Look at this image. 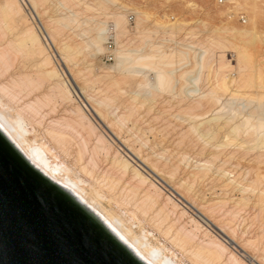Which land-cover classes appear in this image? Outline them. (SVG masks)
<instances>
[{
	"label": "bare ground",
	"instance_id": "obj_1",
	"mask_svg": "<svg viewBox=\"0 0 264 264\" xmlns=\"http://www.w3.org/2000/svg\"><path fill=\"white\" fill-rule=\"evenodd\" d=\"M44 1L46 4V1L48 0H0V134L33 169H35L48 181L67 193L78 205H80L81 208H83L91 217H93V219H95V221H97L104 229H106L108 233H110V235H112L115 240H117L125 249H127V251L141 264H187L183 260L177 259L176 254H174L172 250L168 249L169 247H165V243H168L170 247H173L174 249H176V251L179 250L178 253H182L183 257H186V261L189 263L191 262V264H248L247 262H251L252 264H264V249L253 248L254 245L256 246V242L258 240L256 238H253L252 240H250L251 238L246 240H244L245 238L239 239V237L236 235V230L233 228V226H231V224L233 225V223H235V220L232 219H234V217L236 216L239 217L238 212L243 211L241 207L244 204L245 206H247V203H249V201L245 202L246 200L245 197H243L244 195H241V192H246V190V194L250 190L252 191L251 193H253V191L256 192V194H254L253 196V202L256 201L255 203H257L258 205L256 204L255 207L257 206L258 213L260 209V211L263 212H260V215L262 216V218L264 216V186H262L263 189L260 187V190H262L263 192H260V190L258 189L256 190V188H259L257 186L264 185V182L260 181L259 179L262 175L258 176L259 178L256 177V175L258 174L257 172L260 170V166L258 168L257 165H262L263 167L261 168H264V165L262 164L264 163V108L261 109L262 107L260 104L261 102L263 104L264 101V91L262 93H257L255 97H253L254 95L248 96L251 94L248 93V98L253 97L252 99L254 101V104L256 103L257 105L255 104L256 106H253L254 108L251 106L253 109L248 110V112L240 113V110H237L238 108L233 107V102L237 98L240 99L241 96H244V94L241 93V95V90H237L236 88L229 87L227 85L228 81L230 83L234 82L233 84H240L241 76H245L247 67H250L252 71V68L254 67L255 70H257V72L254 71L257 75V73L259 72L257 69V61L258 59H263L264 61V56L262 54L261 55L263 58L261 57V59L259 57L257 59L255 56L258 54L257 52H259L260 49L261 51H263L264 49V43L262 46L260 45L261 47L258 45L262 42L260 43L258 41L259 37L255 33L257 32L255 29V21L251 18L250 26H248L249 28L244 29L245 31L239 33L242 34V38L244 39V42L242 43L244 45L241 44L240 46H236V44H233V46L228 47L232 52H234L235 55L236 65L234 64V66L231 65L224 56V49H227V47L225 46L226 44L223 46V44L219 40V42L217 40H209V42H207L208 45L205 46H198L196 43V48L191 44L190 40H186V45L184 46V48L192 50L191 61H193V68L191 66L190 67L194 71L189 67L190 70L181 71L182 73L179 72V77L181 80L185 81L187 75H189L191 72L192 79L193 72H195V69H197V77H194L192 80L203 82V84L201 85L200 83H198L199 88L194 90L188 89L190 91L186 92V90V94H184L185 92H183L182 87H179L178 89L173 87L175 81L179 82V80L177 79L179 77L175 76L174 72L176 71H174V69L177 70V68H180L179 66L185 64L184 62L187 59L186 56L189 55H187L188 53L186 52V50H183V48L180 47L181 49H179L178 44H180L182 41L178 43L177 41L179 40L173 37V35L175 36L176 34H173L172 31L168 32V36L164 34L163 37H165L166 35L168 38L170 35H172L169 38L173 37L172 39L176 40H174L175 43L173 42V44H178L175 47H173L174 45L171 47H168L167 45L168 48L166 47V49H164V46L162 47V44L159 43V41L162 42L163 37L162 39L158 37L159 39H161L158 40V42L148 40L151 38V36H153L152 33H154V31L151 32V30L149 31L147 28L137 29L135 27H132L135 30H133L135 38L138 39L140 37L139 39L141 43H138L139 40L136 39V45L134 43V36L132 37V34H129L130 29H127L128 23L126 22V16L120 11H113L109 13L106 12L102 14L103 16L101 14L96 15L98 13L96 12V14L89 15V17L91 16V18L88 17L86 19L85 17V20L79 17V15H82L80 12L82 10L92 11V9L94 8L93 6L91 8L90 5L92 4L89 5L83 2L84 0H55L57 2V5H54V7H52L53 9H50L49 11H45L44 9L43 12L42 9L45 7H42V4ZM70 3H73V5L76 4V6L78 4L79 8L77 7L76 9L72 7L73 5H70V7L68 5ZM240 4L238 3L237 7H240ZM243 4L247 6L250 3L248 4L247 2V4ZM252 5L253 3L250 4L248 10L250 8L252 12L251 14H253L252 17L256 15L258 16L255 8V6L257 5ZM40 6L42 7V9L40 8ZM68 8H71L70 14H67L65 12L68 11ZM61 10H63L66 14H64ZM57 11H59L58 14H60V11L63 14H60L61 16L57 17L56 14H54L57 13ZM93 12H95V10L92 11V13ZM136 13L137 15H139V12L136 11ZM141 16H143V14H141ZM87 20L91 22V27L87 29H85L86 27L82 28V25ZM106 20H111L113 25L109 24V26L111 25V27H106ZM135 26L137 27V23ZM65 27L80 29L82 35H84L85 37V40L83 39V41L81 42L76 41L74 42V44H77L72 45L73 42L70 43L69 41L71 39L69 36V32L67 36L69 37L67 38L68 40L66 38V40H63L66 36H64L63 39L61 38L59 40L58 36L61 33L64 34L66 30ZM110 28L114 32L113 35L116 41V48L114 50V63L111 65H103L91 62L90 64H88L89 67L85 66L88 70H85V74L81 73L83 71V68L82 70H80L81 68L79 69V67L75 69V67H73V64L77 61H75L74 58L77 56L76 53L82 52V49L83 51L89 50L91 54H102L106 51L104 43L107 38V31ZM8 34L10 37L5 39L4 36L6 35L7 37ZM129 35L130 38H128ZM255 35L257 36V38ZM3 38L5 39L4 45ZM158 38L156 37L155 40H157ZM169 38L167 40H172ZM129 39L133 40L131 45H133L134 47H130L129 43L132 40ZM62 40L63 42H61ZM146 40L149 43L147 44V47L144 46L146 44ZM224 40L223 43L225 42ZM219 43L221 44L218 47L221 46L222 48L223 46L224 49L220 48L221 50L218 54H216L217 52H213L212 47L218 45ZM245 43H249L251 47L248 45L246 46ZM50 44L57 48L58 55L56 56V59L65 64L68 73L66 72V70L61 71L57 68L58 65H56L54 62V57L56 54L53 56V54L50 53ZM183 44H185V42H183ZM249 47L251 49L252 47L256 48L257 52L253 53V50L251 52V49ZM196 49L198 52L196 51ZM12 53L14 54V56L19 55L18 53H20L23 56L22 59H25V57L29 56L30 58L34 59L35 67H32L34 69L33 75H31V72H28L30 74H24L23 71L22 75L20 73H16L19 72V69L16 70V72H14L15 69L13 72H9L11 66L16 61L15 59H17H12ZM21 55L20 57L18 56V59L21 58ZM22 59L20 62H22ZM19 60L17 62H19ZM261 62L262 61H259V64H261ZM23 66L25 65L23 64ZM120 67L123 68L121 69ZM118 68L121 69L120 72L118 71ZM114 69H117L116 72L118 71V75L121 77L117 76L115 78V76L113 75L115 74L113 71ZM111 71H113V74L110 76L109 74L111 73ZM232 71L236 73V77H230ZM92 74L108 77L109 87H100L99 89H96L95 91L97 97H94L96 96L94 94L92 95L93 88H90L91 91L88 90L92 92H89L90 94H88V87H86L85 85L88 81L92 82V79H94L93 81L96 80L97 77L95 76V78H93L94 76ZM67 75H70L71 79L76 82L75 85L77 84L76 90L74 92H72V89L70 90V88L68 87L69 84L65 79ZM132 76L141 78L137 79L138 81L136 82V85H138L139 88L141 86L148 85L150 82H148V76H151L153 79H151V83H154V87L149 88L151 89V92L155 91L157 94L152 96V100H150L152 97H149L150 99L147 102V98L143 100H141L142 98H140V100L136 99L137 92H131V94H128V98L126 97L130 101H125V104L127 102L126 106L123 104L125 106V110H123L124 108H121L123 111H120L121 113L117 112L119 111L118 108L120 106L119 104L121 103L119 102L117 108L116 106H113V103L111 104V102H113L116 97L122 96L124 91L122 87H114V85L120 80H125L129 77L132 78ZM244 76L243 78L245 81L246 76ZM248 76H250L249 78H252L251 76L253 75L249 74ZM258 76L261 75L259 74ZM260 78L258 79V81H260L261 83ZM237 79H239L240 81ZM92 83V86L94 87L96 82ZM90 84L88 85L89 87ZM247 84H249L248 81ZM263 85H261L263 87H261V89H264ZM248 86L246 85V87ZM259 87L260 84L258 85V89ZM183 88L185 89V87ZM250 88L252 89V87ZM125 92L127 93V90ZM161 94H167L176 99L180 97L179 94H181V96L185 95L186 97L188 95L190 96V99L189 96L187 97V99L189 100L185 103L184 101L180 102V98L178 100L181 104L184 103L182 104V106L180 105L181 108L178 110V112L179 114L182 112V115L184 113L185 117H182L179 114L178 116L179 118L182 117L183 121L185 120V122L187 119V124L185 123L184 126L181 125L183 122L180 124V126H182L181 133L178 131L177 132L178 135L180 133L181 139L179 140L178 137L176 138L177 141H171V149L167 150L166 148V150H163L162 152L159 151L160 153L156 151V154L154 153V155H150L149 153L144 152V147L141 146L146 144H143L141 142L143 141L141 139H143L145 136L141 138V133L139 135L141 139L137 140L138 137L134 135V137L137 138L136 140L140 141L139 146L137 145L138 147H136L134 144L135 142L133 141L135 138L133 139V136L130 137V135L127 134L130 130H132L129 127L127 128V123L129 120H131V118H135V105L137 104V101L134 103L135 99L139 100V104L145 103V101L149 104L150 101H152L151 104H154L153 100L157 99L156 101H158V96H161ZM163 95L161 101H164L168 98L164 97ZM74 96L80 99V101H82V98H86L85 103H82V106L76 104L77 102L75 103V99L73 98ZM223 96L225 97L223 98ZM118 98L120 99V97ZM222 98L225 100L223 101ZM250 100L251 99L249 98L248 103H252V101L250 102ZM165 102L166 101H164V104ZM169 102L170 101H168V103ZM132 103L134 104V107L132 106ZM230 103L232 106L229 105ZM57 105H59L62 109H60L62 112L60 111L61 113H58V115L53 112L55 111L54 108ZM114 105L116 104L114 103ZM150 107L152 108V105ZM56 109H59V107ZM147 111H149V106ZM163 111L165 112L164 109ZM145 112L143 113L144 116ZM227 112L229 113L226 115ZM146 114L148 113L146 112ZM137 115L139 116V114ZM152 115L155 114L152 113ZM157 119L158 118L156 117L155 120ZM134 121L136 122L137 120L134 119ZM160 124L163 125L162 123ZM159 128L160 129H158L157 132L161 130L162 126ZM163 128H165V126H163ZM171 129L169 128L170 131ZM39 130L40 133L43 134L42 136L44 138H41L42 136L40 135ZM141 132L143 131L141 130ZM36 133H38L39 135L37 136ZM123 133L126 134L122 135ZM133 133L131 135H133ZM159 133L162 134V132ZM29 134H33L35 137L33 139H29ZM193 135H196L195 138L198 137L197 140H199L197 141V143L200 141V137L202 138V141L203 139L205 140L206 144L212 141L213 144H211L212 142H210V146L212 145L215 150H218V152L219 149H222V147H224V145H233V150H236V147L237 149L240 147H246L247 152L248 149H251L253 153L256 147L257 152L255 154H250L251 151L248 152V154H250L248 158L250 168L257 169L255 174L256 178L254 177V179L253 177H251L250 179L252 181H250L249 184L247 182L248 179L245 180L248 185H245L244 183L240 184L239 180L242 179V177L246 178L249 172L247 175L246 173H244L246 176L242 175V177H238L239 180H237L235 177H233V175H230V172L225 169L226 167L221 168V165L223 163H228L227 159H229L230 157L228 156V158H225L227 160L225 162L217 161L218 164H221L220 166H217L215 158L216 156L219 158V155L212 154L210 155V158L208 157L207 159L197 158V161L193 160L195 164L192 170L189 169L190 165H187L189 171H186V173L188 175L186 176L184 174L187 179L183 176V181H179V179L175 180L174 174L176 170H178L177 168H179L177 167L179 163L174 162L176 163V166H170V164H174L172 162L178 161V159L179 161H181L180 163L188 161H183V158L181 156L184 153L183 148V153L181 154V151V155L178 153V149H180L181 147L179 143L180 141H183V137L184 140L187 138V144L186 142L180 144H185L187 147H189V143L191 142V140L188 137L191 138ZM237 135L238 137L240 136L239 138H241H238L239 141L235 140L237 138ZM160 137H162V135ZM174 137H177V135H174ZM195 138L193 140H195ZM162 139L163 138H161V142H163ZM116 140H121L119 143L120 145H117ZM202 141H200V143L203 144L204 141ZM159 143L157 144L159 145ZM191 144V147H193V143ZM154 145H156V143ZM166 145L167 144L165 143V146ZM198 145L199 144H197V147ZM195 146L193 147V149L195 148ZM166 147H168V145ZM204 147H201V150ZM208 147H206V149ZM212 148L209 147L208 149ZM154 149H156V147H154ZM154 149L152 150V153ZM173 149L177 150V152L175 150L173 151ZM214 149L212 151H214ZM188 150L193 151L192 148H189ZM233 150H231L232 154H236V151H234L233 153ZM241 150L243 151L244 149L242 148ZM231 151H228V155H231ZM242 151H239L240 156ZM244 151L246 156L247 152L246 150ZM173 152H176L178 156H176L177 154ZM199 153L200 150L198 152V157L200 158ZM214 153L219 154L217 153V151H214ZM193 154L194 155L192 156L196 158L195 153ZM204 154L205 152L203 153V155ZM242 154L244 157V153ZM169 156H175L177 160H175L176 158L174 159L172 157V161L168 163L170 169H167L169 168V166H166L168 159L171 160V157L169 158ZM179 156H181L182 159L178 158ZM223 156L221 157L220 153V157L223 158ZM218 158L216 159L218 160ZM248 159H246V162ZM213 161L216 162V164L214 163L216 175L215 173L213 174L214 170H212ZM230 162L231 161H229V163ZM237 163L238 162H236V164ZM252 165L254 166L252 167ZM172 166L174 167V169L171 168ZM182 169L183 171L185 170V168ZM179 170L182 171L181 169ZM211 174H213L212 176L215 175V181L219 185V189H221V191H226L227 193V190L232 189L233 191L235 187L237 188V190L241 191L240 193L238 191L240 197L238 199L235 197V200H237L234 203H236V205L238 204L237 206H235V208H238L239 205L243 204L241 205V207H239L240 210L238 212L236 208V216H234V211L233 214L231 212L232 209H235L232 208V206L235 205L234 203L232 204V206L230 205L231 210L229 206V211L226 210V212H230V216L225 212L223 214L224 207L227 206L225 201H223L224 199L222 200L216 197L217 200L210 199L209 201H207L203 198V200L205 201H201L202 199H199L201 202H198V200L196 202L194 200L195 198L193 199V197L190 196V193H192L191 191L194 189L192 188L193 184L191 181L195 180L196 182V180L199 179L197 182L200 183V179L202 180L206 177L210 178ZM188 177L191 178V180L188 179ZM263 178L264 176L261 177V179ZM242 180L243 182H245L244 179ZM211 181L213 182L214 179H212ZM214 183L211 184H213L214 186ZM248 188L250 189L249 191ZM254 188L255 190H253ZM237 190L235 191L237 192ZM232 191L230 190V192ZM230 194L231 193H229V195ZM225 195H223V197H225ZM248 199H251L250 201H252L251 197ZM226 200H228V198ZM229 201L232 202V200L230 199ZM179 203H181V206H179ZM222 206L223 209H221ZM253 207L254 206H252V208ZM219 208L222 210V213L220 212L221 215L227 214L226 219H224L225 216L224 218L220 217L218 213ZM187 210L191 211V215L198 216L205 226L213 228L217 232V236L212 235L207 227H203V225H201L199 221L188 214ZM254 214L252 219L256 222V217H254ZM260 215H258V219H260ZM180 216H186L189 219L188 222H190V224H188L187 226L184 224L185 221L179 222V220L181 219L179 218ZM242 219L241 222L243 221ZM262 220H260V222L258 223H261ZM237 221H239V219ZM189 225H191L192 227H189ZM240 226L242 225L240 224ZM259 227L260 226H258V235H262L260 233L261 227ZM152 230L156 231L157 233H159V236L161 235L163 237L161 239L165 240L164 244H160L157 241L151 242L149 240L150 237L151 240L153 237L152 233L150 232ZM247 230L248 229H246L245 232H247ZM261 230L262 232H264V229ZM240 237H244V235ZM227 243L230 244L232 246L231 248L235 251H240L241 253L239 252V255L245 257L247 261L240 258V256H238L231 248H229V246L226 245ZM257 245H259V242Z\"/></svg>",
	"mask_w": 264,
	"mask_h": 264
},
{
	"label": "rangeland",
	"instance_id": "obj_2",
	"mask_svg": "<svg viewBox=\"0 0 264 264\" xmlns=\"http://www.w3.org/2000/svg\"><path fill=\"white\" fill-rule=\"evenodd\" d=\"M56 1H58V0H56ZM55 0H48V1H46V4H45V1L43 2V4H42V7H45V8H43L42 9V7L40 6V8L42 9V11L44 12V9H45V11H49L50 9H53L52 7H54V5H57V2H56ZM81 1H83V0H81ZM103 1V2H102ZM236 1V2H235ZM55 2H56V4H55ZM83 2H85V3H87V4H92V5H90L91 6V8H92V6H93V8L94 9H92V11H94L95 10V12H93L92 13V11L90 10V11H84V10H82L80 13L82 14V15H79V17H81V18H83V19H85V17H86V19L89 17V15L91 14V15H93V14H96V12H98L96 15H102V14H104V13H109V12H118V11H120V12H122L125 16H126V22L129 24V26H128V24H127V29L129 30V34L131 35L132 34V37L134 36V34H133V32L135 31L132 27H135V28H137V29H148L149 31L151 30V32H153L154 31V33L156 34V36H155V34L154 33H152V35L153 36H151V38L150 39H148V40H152V41H156V42H158V40H161L162 39V37L164 36V34H166L167 36L169 35V33L168 32H171L172 31V33L173 34H176L175 36L173 35V37L175 38V39H177V40H179V41H177L178 43L179 42H181L182 43V45H181V43L180 44H178L177 42V44L179 45V49H181V48H183V50H186V52L188 53L187 55H189V56H186L187 57V59H186V61L184 62L185 64H183V65H181V66H179L180 68L178 69L177 68V70L176 69H174V71H176V72H174L175 73V76H180V73H182L181 71H186V70H190V69H192L193 68V65H192V62L193 61H191L192 60V50L190 49V50H188V49H185L184 48V46L186 45V40L187 41H189L190 40V42H191V44L192 45H194V47L196 48L197 47V45L198 46H200V45H202V46H205V45H208V43L207 42H209V40H219L222 44H223V46L225 45L226 47H227V49H224L223 48V46H222V48L225 50V52H224V56H225V58L229 61V63L231 64V65H233L234 66V64H235V55H234V52H232L231 51V49H229L228 47L229 46H233V44L235 45L236 44V46H240L241 44H243L242 42H244V39L242 38V34H239V33H242L243 31H245L244 29H247V28H249L248 26H250V19L252 18L254 21H255V26H256V31L257 32H255L256 34H257V36L259 37V39H258V41L261 43V44H258L259 46L261 45H263V43H264V0H231V1H229V0H84ZM247 2H248V4L250 3H253V5L252 6H254V5H257V6H255V8H256V13L258 14V16L256 15V16H253L252 17V15L253 14H251L252 12H251V10H250V8H249V10H250V12H249V10H248V7L250 6V4L249 5H247V6H245L243 3H246L247 4ZM239 3H241L240 4V7H237V4ZM69 6L71 5H73V3H70V4H68ZM244 5V6H243ZM70 6V7H71ZM239 6V5H238ZM72 7H74V8H76L77 9V7L79 8V6H78V4H77V6H76V4L75 5H73ZM246 7H247V9H246ZM258 7V8H257ZM46 8H47V10H46ZM124 8V9H123ZM71 9V8H70ZM70 9L68 8L67 10L69 11V13H68V11H65V9H64V11L67 13V14H70ZM245 9V10H244ZM122 10V11H121ZM61 11H63V10H61ZM60 11V14L62 15L63 13L64 14H66L64 11H63V13ZM136 11L137 12H139V15H137V13H136ZM26 12H27V9H26ZM101 12V13H100ZM141 12V13H140ZM59 13V11H57V13H54V14H56V16L57 17H59V16H61L60 14H58ZM136 13V14H135ZM147 13V14H146ZM46 14V13H45ZM130 14H132L133 15V21L132 22H128V16L130 15ZM141 14H143V16H141ZM145 14V15H144ZM44 15V14H43ZM137 15V16H136ZM103 16V15H102ZM102 16H100V17H102ZM138 16H139V18H138ZM240 16H243V19H244V21L242 22L241 20H240ZM251 16V17H250ZM97 17V16H96ZM136 17H137V19H136ZM250 17V18H249ZM89 18H91V16L89 17ZM141 18V19H140ZM85 19V20H86ZM84 20V21H85ZM103 20V19H102ZM138 22H137V21ZM89 20H87L83 25H82V28H85V29H87V28H89V27H91V25H90V21L88 22ZM107 22H105L106 24V27H108L109 26V24H111V25H113L112 24V21L111 20H106ZM136 23H137V27L135 26L136 25ZM111 25L109 26V27H111ZM69 27V26H68ZM66 28V30H65V32H64V34L63 33H59L60 35L58 36V38H59V40L62 38L63 39V37L64 36H66V37H64V39L63 40H66L67 38H69V37H67L68 36V32H69V36H70V43H72V45H75V44H77V43H75L74 44V42H81V41H83V39L85 40V37H84V35H82V32H81V30L80 29H78V28H67V27H65ZM231 29H233V30H231ZM68 30H70V31H68ZM73 30H74V33H73ZM80 30V31H79ZM134 30V31H133ZM130 32H132V33H130ZM164 32V33H163ZM165 32H167V33H165ZM232 32V33H231ZM67 33V34H66ZM71 33V34H70ZM77 33H78V35H77ZM159 33V34H158ZM162 33H163V35H162ZM235 33V34H234ZM254 33V34H255ZM171 34V33H170ZM63 35V36H62ZM75 35V36H74ZM130 35H129V37L128 38H130ZM165 35V37H163V39H162V42L161 41H159V43H161L162 45V47L164 48V49H166V47H167V45H168V47H171V46H173V47H175L177 44H173V42H174V40L172 39V38H169V37H171L172 35H170L168 38L169 39H172V40H167L168 38H167V36ZM240 35H241V37H240ZM260 35V36H259ZM62 36V37H61ZM79 36V37H78ZM138 36V35H137ZM136 36V37H137ZM256 36V35H255ZM257 36H256V38H257ZM262 36V37H261ZM10 36H9V34L7 35V37H6V35L4 36V38L6 39V38H9ZM74 37H75V39H74ZM131 37V38H132ZM161 38V39H157V40H155V38ZM3 38V45H4V42H5V39ZM66 38V39H65ZM140 38V37H139ZM137 39V38H135V36H134V43H135V41H137V40H139L138 41V43H141L140 42V39ZM167 38V39H166ZM186 38V39H185ZM189 38V39H188ZM132 39H129V40H132ZM137 39V40H136ZM225 39V40H224ZM63 40L61 41V42H63ZM68 40V39H67ZM74 40V41H73ZM133 40L129 43V45H130V47H134L133 45H131V43L133 42ZM165 40V41H164ZM223 40L225 41L224 43H223ZM8 41V40H7ZM7 41H6V43H7ZM176 41V40H175ZM218 41V42H219ZM183 42H185V44H183ZM193 42V43H192ZM5 43V44H6ZM146 43V44H145ZM145 43H142V44H145L144 46H146L147 47V44H149L148 42H147V40H146V42ZM175 43V42H174ZM187 43H189V42H187ZM196 43H197V45H196ZM221 43H219L218 45H216V46H214V47H212L213 49V52H217L216 54H218L219 53V51L222 49L221 48V46L220 47H218ZM105 44V43H104ZM136 44V43H135ZM232 44V45H231ZM51 45V49H50V53H52L53 54V56L55 55V60H54V62H55V64L56 65H58L57 66V68L58 69H60L61 71L62 70H66V72H67V69H66V66H65V64H63L62 62H60V60L58 61L57 59H56V56L58 55L57 53H58V51H57V48L56 47H54L52 44H50ZM137 45V44H136ZM196 45V46H195ZM244 45V44H243ZM245 45L247 46H250L251 47V45H249V43H245ZM143 46V47H144ZM260 46V47H261ZM167 47V48H168ZM181 47V48H180ZM225 47V48H226ZM249 47V48H250ZM145 48V47H144ZM218 48H219V50H218ZM221 48V49H220ZM163 49V50H164ZM251 49V48H250ZM87 50V49H86ZM252 50H253V53L255 52H257V50H256V48H253L252 47V49H251V52H252ZM255 50V51H254ZM57 51V52H56ZM196 51H197V49H196ZM85 52V53H84ZM198 52V51H197ZM14 53V52H13ZM12 53V56H13V58L12 59H15V58H17L18 59V56L20 57V53H18L19 55H16V56H14V54ZM103 53H105V52H103ZM102 53V54H103ZM258 54L257 55H255L256 56V58L258 59V57L261 59V57H262V55L264 56V49H263V51H261V49H260V51L259 52H257ZM77 54V58L75 57L74 59H75V61H77V62H75L74 64H77V65H74L73 64V67H75V69H77V67H79V69L80 70H82V68H83V71L81 72V73H84L85 74V70H87V67H85V66H88V64H90L91 62L92 63H95V64H97V63H99V64H103V65H111V64H113L114 63V61L113 62H105L104 61V59L101 57V55L102 54H91V52L89 51V50H87V51H83V49H82V52L81 53H76ZM75 54V55H76ZM260 54V55H259ZM262 54V55H261ZM88 56H89V58H88ZM23 58V56L21 55V58H19L18 60H19V62H17L18 60L17 59H15L14 61V63H13V67L11 66V68H10V70H9V72H13L14 71V69H15V71L14 72H16V70H18L19 69V72H16V73H20L21 75H22V71H23V73L24 74H30V73H28V72H31V75H33V72H34V59L33 58H30V56L29 57H25V59H22ZM27 58H29V59H27ZM263 58V57H262ZM21 59H22V62H20L21 61ZM27 59V60H26ZM32 59V60H31ZM92 60V61H91ZM98 61V62H97ZM259 61H262L261 62V64H259ZM25 62V63H24ZM32 62V63H31ZM186 62H187V64H186ZM16 63V64H15ZM21 65H20V64ZM25 65V66H23V64ZM27 63V64H26ZM60 63V64H59ZM258 63V64H257ZM257 69H258V73H257V75H256V73L255 72H257V70H255V68L253 67L252 69H253V71L251 70V68L249 67H247V69H246V73H245V81L247 80L248 81V83L249 84H251V82H252V84L254 85H249V84H247V81L245 82L244 81V78H243V76H241V82H240V84L239 83H235V84H233L232 82L230 83L229 81L227 82V85L229 86V87H234V88H236L237 90L239 89V90H241V92H240V94L242 93V94H244V96H241V98L239 99V98H237V99H235V101L233 102V107H236V108H238L237 110L240 112V113H245V112H248V110H252L254 107L253 106H256L255 104H254V101H253V97H255V95L257 94V93H262L263 91H264V89H261V85H263L264 84V81H263V79H264V61H263V59L262 60H259L258 59V61H257ZM18 64H19V66H18ZM16 65V66H15ZM236 65V64H235ZM262 67H261V66ZM21 66H23V67H21ZM28 66V67H27ZM192 68H191V67ZM24 67H25V69H27V70H25L24 69ZM30 67V68H29ZM33 67V68H32ZM68 67V66H67ZM89 67V66H88ZM124 67V66H123ZM122 67V68H123ZM187 67V68H186ZM189 67H190V69H189ZM121 68V67H120ZM121 68V69H122ZM31 69H32V71H31ZM119 69V68H118ZM121 69H119L118 71L120 72L121 71ZM249 69V70H248ZM12 70V71H11ZM24 70H25V72H24ZM116 70L117 69H114L113 71H114V73L116 74H113V71H111V73L109 74L110 76L113 74L114 76H115V78L117 77V76H119L118 74H119V72L117 73L116 72ZM193 70V69H192ZM27 71V72H26ZM88 71V70H87ZM194 71V70H193ZM192 71V72H193ZM198 72V70L197 69H195V72H193V78L194 77H197V75L196 74H198L197 72ZM255 71V72H254ZM64 72V71H63ZM180 72V73H179ZM251 72V73H250ZM68 73V72H67ZM253 73V74H252ZM262 73V74H261ZM87 74V73H86ZM178 74V75H177ZM191 72H190V74L189 75H187V77H186V79H185V81L184 80H181L180 79V77L179 78H177L178 80H179V82L178 81H175V84H173V87H175L176 89H178L179 87H182V90H183V92H185L186 90V92H189L190 90H194V89H197V88H199V84L198 83H200L201 85L203 84V82H197V80H192L191 79ZM253 75V76H251L252 78H249L250 76H248V75ZM261 75V76H258V75ZM88 75V74H87ZM93 75V74H92ZM91 75V76H92ZM194 75H196V76H194ZM254 75H255V78H254ZM262 75H263V77H262ZM94 77L93 78H95V76L98 78H96V80L95 81H93L94 79H92L91 77V79H92V82H96L95 83V85H94V87L92 86V82L90 81H88L85 85H86V87H88L87 88V91L88 90H90L91 91V89L90 88H93L92 90V92H90V91H88V94H90V93H92V95L94 94V95H96V89H99L100 87L102 88V87H107L108 86V77L107 76H98V75H93ZM237 75H236V73H234L233 71H232V74L230 75V77L232 78V77H236ZM258 76V77H257ZM83 77H85V76H83ZM113 77V76H112ZM119 77H121V76H119ZM134 77V78H133ZM261 77V78H260ZM114 78V77H113ZM246 78H248V79H246ZM260 78V80H261V83H260V81H258V79ZM263 78V79H262ZM66 80H67V83L69 84H67L68 85V87L70 88V90L72 91V92H74L75 90H76V85H75V83L76 82H74V80H72L71 79V77H70V75L68 76L67 75V77L65 78ZM137 79H141V78H139V77H137V76H132V78H128V79H125V80H120V81H118L115 85H114V87H122V89H123V91H124V93L122 94V96H118V97H120V99L118 98V97H116L115 99H114V101L113 102H111V104L113 105V106H116L117 108H118V104H119V102L123 105H125L126 106V104H127V102H126V104H125V101H127L128 100V102L130 101L129 99H127L128 97V94L130 93L131 94V92L132 93H136L137 92V96H136V99H139L140 100V98H142L141 100H143V99H146V101L148 102L149 101V99L153 96V95H156L157 93L154 91V92H151V89L150 88H152V87H154L153 85H154V83H151L152 82V77L151 76H148V82H149V84L148 85H146V86H141L140 88L138 87V85H136L137 83ZM152 79V80H151ZM257 80V82L260 84V87H259V89H258V83L256 82V80ZM237 80H239V79H237ZM239 80V81H240ZM244 82H243V81ZM253 80H254V82H253ZM79 81H81V80H79ZM238 81V82H239ZM237 82V81H236ZM243 82V83H242ZM90 84V87L88 86L89 84ZM248 86V87H246V85ZM256 83H257V85H256ZM231 84V85H230ZM239 84V85H238ZM200 85V86H201ZM98 88H97V87ZM264 86V85H263ZM109 87V86H108ZM144 87V88H143ZM150 87V88H149ZM183 87H185V89L183 88ZM240 87V88H239ZM250 87H252V89L250 88ZM127 88V89H126ZM263 88V87H262ZM127 90V93L125 92L126 90ZM138 89V90H137ZM154 89V88H153ZM188 89H190V90H188ZM257 89V90H256ZM137 90V91H136ZM95 91V92H94ZM130 91V92H129ZM254 91H256V92H254ZM90 92V93H89ZM182 92V93H183ZM186 92L184 93V94H186ZM244 92V93H243ZM247 92V93H246ZM126 93V94H125ZM151 93H153V94H151ZM181 93V94H182ZM248 93H251L250 95H248V96H253L252 98L251 97H249L251 100H250V102L252 101V103H248L249 102V98H248V96H247V94ZM141 94V95H140ZM181 94H179V98L181 99L180 100V102H182V101H184V103L185 102H187L189 99H190V96H189V99H187V97L185 96V98H184V96L182 95L181 96ZM241 94V95H242ZM124 95V96H123ZM151 95V96H150ZM162 95L163 94H161V96H158L157 98H158V101H156V100H153V103L154 104H151L152 103V101H150V104L149 103H147L145 100V103H141V104H139L138 102H139V100H134V103L137 101V104L135 105V111H136V113H134V116H135V118H131V120H129L130 121V123H129V121H128V123H127V128L129 127L130 129H132V130H130L127 134H129L130 135V137H132L133 139L135 138L134 137V135L136 136V137H138V139L137 138H135L133 141L135 142L134 144H135V146L136 147H138L139 146V144H140V141H137V140H140L141 138H143L144 136V138L143 139H141V140H143V141H141L143 144H145V145H141V146H143L142 148H143V150H144V152H146V153H149L150 155H154V153L156 154L157 152H162L163 150H166V148H167V150L168 149H171L170 147L172 146V143H171V141H177L176 140V138H178L179 137V140L181 139V135H180V133H181V128H182V126H180V124L181 125H185V123L187 122V119H186V122H185V120L183 121V119H182V117H185L184 116V113H183V115H182V112L179 114V112H178V110L181 108L180 107V105L182 106V104H184V103H180L178 100H179V98L178 99H176V98H172L171 96H169V95H163L164 97H168L167 99H165L164 101H166L165 102V104H164V101H161V99H162ZM224 95V94H223ZM246 95V96H245ZM142 96V97H141ZM221 96H222V94H221ZM94 97H97V95L96 96H94ZM126 98V99H124V98ZM150 97V98H149ZM182 97V98H181ZM225 96H223V98H224ZM245 97V98H244ZM74 99H75V103L76 104H79V105H81L82 103H85V101H86V98L84 99V98H82V101H80V99H78L77 97H73ZM183 98H184V100H183ZM222 98V99H223ZM78 99V100H77ZM118 99V100H117ZM124 99V100H123ZM153 99V97L150 99V100H152ZM248 101H247V100ZM170 101L169 103H168V101ZM225 99H223V101H224ZM124 101V102H123ZM143 101V102H144ZM123 102V103H122ZM142 102V101H141ZM246 102V103H245ZM114 103L116 104V105H114ZM232 103V102H231ZM231 103L229 104V105H231ZM241 103V104H240ZM121 104H119L120 106H119V108H118V110L119 111H117V112H122L123 110H125V106L123 105H121ZM250 104V105H249ZM261 104V109H263L264 108V106H263V104H264V101H263V104H262V102L260 103ZM146 105H148L149 106V111H147L148 110V106H146ZM152 105V108L150 107ZM239 105V106H238ZM243 105H244V107H243ZM82 106V105H81ZM112 106V107H113ZM132 106L134 107V104L132 103ZM138 106V107H137ZM143 106V107H142ZM159 106H160V109H159ZM169 106V107H168ZM172 106V107H171ZM232 106V105H231ZM253 108H252V107ZM260 106V105H259ZM59 107V109H56V108H58ZM239 107H240V109H239ZM243 107V108H242ZM123 110H122V109ZM138 108H139V110H138ZM156 108H158V109H156ZM259 108V109H260ZM61 109V107L59 106V105H57V106H55V108H54V110L56 111H53L54 113H56V115H58V113L60 114L62 111V109ZM141 109V110H140ZM147 109V110H146ZM151 109V110H150ZM163 109L165 110V112L163 111ZM59 112H58V111ZM145 110H146V112L148 113V114H146V112H145ZM155 110V111H154ZM166 110H167V112H166ZM182 110V109H181ZM61 111V112H60ZM139 111V112H138ZM157 111H159V112H157ZM264 111V110H263ZM120 112V113H121ZM142 112V113H141ZM145 112V116H144V113ZM169 112V113H168ZM152 113L153 114H155V115H152ZM157 113V114H156ZM160 113V114H159ZM164 113V114H163ZM166 113V114H165ZM229 112H227L226 113V115L228 114ZM264 113V112H263ZM136 114V115H135ZM137 114H139V116L137 115ZM142 114V115H141ZM158 114H159V117H158ZM172 114V115H171ZM175 116H174V115ZM176 114H177V117H176ZM178 114L180 115V116H182V117H180L179 118V116H178ZM142 117H141V116ZM171 115V116H170ZM133 116V117H134ZM153 116H154V120H153ZM168 116V117H167ZM225 116V115H224ZM152 117V118H151ZM156 117L158 118L157 120H155L156 119ZM140 118H141V121H140ZM142 118H143V120H142ZM150 118V119H149ZM133 119V120H132ZM134 119L135 120H137L136 122L134 121ZM139 119V120H138ZM163 119V120H162ZM170 119V120H169ZM176 119V120H175ZM182 121H181V120ZM185 119V118H184ZM149 122H148V121ZM176 122H175V121ZM134 123H132V122ZM174 121V122H173ZM146 122V123H145ZM154 123V125H153V123ZM167 122V123H166ZM168 122H170V123H168ZM172 122H173V124H172ZM179 122V123H178ZM131 123H132V125H131ZM139 123H140V125H139ZM149 123V124H148ZM160 123H162L163 125H161ZM166 123V124H165ZM169 124H171V125H169ZM187 124V123H186ZM134 125V126H133ZM139 125V126H138ZM158 125V126H157ZM167 125H169V126H167ZM131 126H133V127H131ZM162 126V128H161V130H163V131H158L157 132V130L158 129H160L159 127H161ZM163 126H165V128H163ZM174 126V127H173ZM142 127V128H141ZM152 127H153V129H152ZM158 127V128H157ZM167 127V128H166ZM137 128V129H136ZM141 128V129H140ZM147 128H149V129H147ZM169 128L171 129H173V128H175V129H173V132H172V129H171V131L169 130ZM180 128V129H179ZM152 131H151V130ZM167 129H168V131H167ZM178 129V130H177ZM141 130L143 131V132H141ZM156 130V131H155ZM165 130V131H164ZM138 131V132H137ZM180 132L179 133V135H178V132ZM38 132V131H37ZM134 132V133H133ZM157 132V133H156ZM159 132H162V134H160ZM164 132V133H163ZM171 132V133H170ZM175 132V133H174ZM177 132V133H176ZM39 133H40V130H39ZM133 133V135H131ZM136 133V134H135ZM142 133V134H141ZM150 133H151V135H150ZM173 133V134H172ZM37 134V136L39 135L38 133H36ZM126 133H123L122 135H125ZM141 134V138L139 137V135ZM156 134V135H155ZM163 134H165V135H163ZM40 135L42 136L43 134H41L40 133ZM143 135V136H142ZM147 135V136H146ZM154 135H155V137H154ZM162 135V137H160ZM174 135H177V137H174ZM32 136V137H31ZM41 136H39V137H41ZM163 136H165V137H167V138H165V137H163ZM169 136V137H168ZM170 136H171V138H170ZM195 136L196 135H193L191 138L190 137H188L190 140H191V142H190V140H189V147H187L185 144L184 145H181L182 143H185L186 142V144H187V138L184 140V137H183V141L181 142L180 141V143H179V145L181 146L180 147V149H178L179 151H178V153L180 154V151H181V156H182V158H183V161H185V160H188L187 162L185 161V162H183V163H180L181 161H179V159H178V161H173L172 163H174V162H176V163H179L178 164V166L177 167H179V168H177L178 170H176V172H175V180L176 179H179V181H183V176H184V174L187 176L188 174L186 173V171L188 172L189 170H188V166H189V169L190 170H192L193 169V166H194V164H195V162L194 161H197V158L198 159H207L208 157L210 158V155H219V158H220V160H219V158L216 156V158H218V160L215 158V161L217 162H225V161H227L228 160V163H229V161H231L229 164L228 163H226L225 162V164L224 165H226V166H224L223 164L221 165V164H218V162H217V166L219 165H221V168L223 167V168H225V169H227L228 170V172H230V175H233V177H235L237 180H239L238 179V177L239 178H241L242 177V175L243 176H246L247 174H248V172H249V174L247 175V177L246 178H243L242 177V179H244V181L245 180H247V182H248V184L250 183V181H252L250 178L251 177H255V174H256V168H250V164H249V155L250 154H255L256 152H257V148L255 147V150H254V153H253V151H251V149L249 150L248 149V152L249 151H251L250 152V154H248V152H247V149H246V147H242L244 150H246V156H245V151L243 150H241L242 148L240 147V148H238L237 149V147H236V150H233L234 149V146L233 145H224V147H222V149H219V152H218V150H215L214 149V147L212 148L211 146H210V142H212V141H210V142H208L209 143V147L210 148H212V149H208L209 147H208V143L206 144L205 143V140L203 139V141H204V143H205V147H204V143L202 144V143H200V141H202V138L200 137V141L197 143V141L199 140H197V138H195ZM35 136L33 135V134H29V136H28V138L29 139H33ZM39 137H37V138H39ZM240 137V136H239ZM238 137V135H237V138L235 139V140H237V141H239V139H241V138H239ZM41 138H44L43 136L41 137ZM131 138V139H132ZM153 138H154V141H153ZM161 138H165L164 140L162 139V141L163 142H161ZM168 138H169V140H168ZM195 138V140H193ZM239 138V139H238ZM137 139V140H136ZM160 141H159V140ZM147 140V141H146ZM152 140V141H151ZM156 140V141H155ZM120 141L121 140H116V142H117V145H120L119 143H120ZM161 142V143H159V142ZM165 141V142H164ZM193 141V142H192ZM202 141V142H203ZM149 144H148V143ZM154 142V143H153ZM169 144H168V143ZM194 142H195V144H194ZM141 143V144H142ZM156 143V145H154ZM157 143H159V145L157 144ZM165 143L168 145V147H166L165 146ZM191 143H193V147L195 146V148L196 149H198V150H196L195 148L193 149V147H191ZM199 144L198 145V147H197V144ZM211 144H213V142L211 143ZM138 145V146H137ZM152 145V146H151ZM203 145V146H202ZM156 147V149H154V147ZM230 146V147H229ZM149 147V148H148ZM158 147H159V149H158ZM201 147H204L202 150H201ZM206 147H208L207 149L209 150V155H208V150L206 149ZM226 147V148H225ZM150 148H152V149H150ZM184 149V151H183V149ZM186 148V149H185ZM189 148H192V150L193 151H189L188 149ZM230 148V149H229ZM233 148V149H232ZM154 149V151H153V153H152V150ZM182 149V150H181ZM214 149V151H217V153H219V154H216V153H214V151H212ZM240 149V150H239ZM253 149V148H252ZM175 149H173V151H174ZM191 150V149H190ZM195 150H196V152H195ZM199 150H200V158L198 157V152H199ZM224 150V151H223ZM230 152L231 150H233V153H234V151H236L235 153L236 154H232V151H231V155H228L229 154V152ZM242 151V153H244V157H243V154L241 153V156L243 157H241L240 156V152ZM157 151V152H156ZM176 152H177V150H175ZM183 151V152H182ZM206 151H207V153H206ZM159 152V153H160ZM176 152H173V153H175V154H177ZM185 152H186V154H185ZM205 152V154L203 155V153ZM212 152V153H211ZM193 153H195V156H196V158H194L192 155H194ZM220 153H221V157L223 156V158H221L220 157ZM175 154H173V155H175ZM197 154V155H196ZM186 156V158H185V156ZM205 155H206V157H205ZM227 155V156H226ZM236 155H237V157H236ZM176 156H178V154L176 155ZM181 156H179L178 158H180V159H182L181 158ZM187 156H188V158H187ZM226 156V157H225ZM228 156L230 157L229 159H225V158H228ZM171 157V160H169L168 159V162H167V165L166 166H169L168 165V163L170 162V161H172V157L173 156H169V158ZM203 157V158H202ZM168 158V157H167ZM174 159L176 158L175 156L173 157ZM192 158V159H191ZM194 158V159H193ZM232 158V159H231ZM225 159V160H224ZM244 159V160H243ZM246 159H248L247 160V162H246ZM175 160H177V158L175 159ZM194 160V161H193ZM221 160H224V161H221ZM166 161H167V159H166ZM234 161V162H233ZM189 162V163H188ZM216 162H214L213 161V163H212V170H214V172H213V174L215 173V175H216V172H215V169H214V165L216 164ZM236 162H238L237 164H236ZM243 162V163H242ZM245 162V163H244ZM176 163H174V164H170V166L171 165H175L176 166ZM190 163H192V164H190ZM215 163V164H214ZM233 163V164H232ZM185 164V165H184ZM247 164V165H246ZM249 164V165H248ZM261 164V163H260ZM263 165H264V163H262ZM183 165V166H182ZM188 165V166H187ZM192 165V166H191ZM170 166H169V168H167V169H170ZM186 166V167H185ZM227 166H229V167H227ZM231 166V167H230ZM233 166H235V167H233ZM247 166V167H246ZM254 165H252V167H253ZM258 166V168H259V166H260V170L257 172L258 174L256 175V177H258V176H260V175H262V176H264V168L262 169L261 167H263L262 165H257ZM190 167H192V168H190ZM171 168H173L174 169V167L172 166ZM182 168H185V170L183 171V169ZM176 169V168H175ZM179 169H181L182 171H180ZM187 169V170H186ZM252 169H254V170H252ZM211 170V171H212ZM226 170V171H227ZM230 170V171H229ZM241 170V171H240ZM252 170V171H251ZM262 170H263V172H262ZM179 171V172H178ZM250 172H251V174H250ZM253 172H255V173H253ZM237 173V174H236ZM241 174V175H239V174ZM244 173H246V175L244 174ZM182 176H181V175ZM213 174H211V176L213 175ZM254 176H253V175ZM180 175V176H179ZM215 175L214 176H212V178H211V176H210V178L209 177H206V178H204V179H202V180H204V181H202L201 179H200V183L199 182H197L199 179H197L196 180V182H195V180H193V181H191L192 182V184L194 185H192V188H194L191 192L192 193H190V196H192L193 197V199L197 202V200H198V202H201V201H205V200H207V201H209L210 199H214V200H217V198L218 199H224L223 201H225V203H226V205L227 206H225L224 207V210H223V214H224V212L225 213H230V212H226V210H228L229 211V208H230V210H231V207H230V205L232 206V204L234 203V202H236V200L240 197V195H239V193L241 192V191H239V190H237V188L235 187L234 189L235 190H237V192L233 189V191H232V189H229V190H227L228 192V194L226 193V191H221V189H219V185L217 184V182L215 181ZM235 175V176H234ZM186 176H184L186 179H187V177ZM248 176H249V178H248ZM261 176V177H262ZM255 177V178H256ZM261 177L259 178L260 179V181H262V182H264V178L263 179H261ZM182 180H181V179ZM185 178H184V180H185ZM252 178V179H253ZM254 178V179H255ZM188 179H190L191 180V178H189L188 177ZM209 181H208V180ZM212 179H214V181H215V183H214V181L212 182L211 180ZM242 179H240L239 180V182H240V184H245V185H248L247 184V182L245 181V182H243V180ZM206 180V181H205ZM202 181V182H201ZM208 181V182H207ZM211 181V182H210ZM194 182V183H193ZM207 182V183H206ZM211 183H214V186H213V184H211ZM198 184H200V185H198ZM204 184V185H203ZM260 184H263V183H260ZM206 185V186H205ZM217 187H216V186ZM262 186H264V185H260V186H257V187H259V188H256V190L258 189V190H260V187L262 188ZM247 187V186H246ZM201 188V189H200ZM204 188V189H203ZM206 188V189H205ZM213 188V189H212ZM218 188V189H217ZM255 188L253 189V190H255ZM264 188V187H263ZM262 188V189H263ZM197 190H198V192H197ZM230 190L232 191V192H230ZM250 189L248 188V191H249ZM212 193H211V192ZM238 191H239V193H238ZM262 190H260V192H261ZM197 192V193H196ZM219 192V193H218ZM221 192H222V194H221ZM246 192H247V190H246ZM246 192H241V195L243 196V197H245V202H248L249 201V203L251 204V206H250V204L249 203H247L248 205L247 206H245V204L243 205V204H241V205H243L242 207H241V205H239L238 206V208H237V212L240 210V208L239 207H241L242 208V210L243 211H239L238 212V215H239V217H237L236 216V208H235V206H237L236 205V203H234L235 205L234 206H232V208H235V209H232L231 210V212H232V214H233V211H234V216H236V217H234V219H232V220H235V223H233V225L231 224V226H233V228L236 230V235L239 237V239H244V240H246V239H250V240H252L253 238H256L257 240V244H258V242H259V245H257L256 244V246L254 245V249H264V235H263V233L264 232H262V230L261 229H264V216H263V218H262V216L260 215V209H259V213H258V208H257V206L255 207V205L257 204V203H255V202H253L254 201V194H256V192H254L253 191V193H251L252 191L250 190L247 194H246ZM258 192V191H257ZM263 192V191H262ZM229 193H231L230 195H229ZM244 193V194H243ZM264 193V192H263ZM196 194V195H195ZM197 194H201L200 196L199 195H197ZM202 194H203V196H202ZM226 194V195H225ZM245 194H246V196H245ZM250 194V195H249ZM223 195H225V197H223ZM229 195V196H228ZM248 195V196H247ZM215 196V197H214ZM230 196H231V198H230ZM191 197V198H192ZM217 197V198H216ZM220 197V198H219ZM235 197L237 198L236 200H235ZM246 197H247V199H246ZM252 198V201H250L251 199H248V198ZM198 198V199H197ZM203 198L205 199V200H203ZM228 198V200H226ZM201 201H200V200ZM229 199L230 200H232V202L231 201H229ZM229 201V202H228ZM228 202V203H227ZM230 202H231V204H230ZM244 202V203H245ZM253 203H255V204H253ZM253 204V205H252ZM225 205V204H224ZM223 205V206H224ZM258 205V204H257ZM179 206H181V203H179ZM223 206L221 207V209H223ZM228 206H229V208H228ZM245 206V207H244ZM252 206H254L253 208H252ZM245 208H246V210H245ZM251 208H252V210H251ZM256 208V209H255ZM220 208L218 209V213H219V215H220V217H222V218H224V216H225V218L224 219H226L227 217H226V215H221V213H222V210H221ZM254 209V210H253ZM220 210V211H219ZM262 210V209H261ZM263 210H264V207H263ZM250 211V212H249ZM187 212H188V214H190L191 215V211H189V210H187ZM221 212V213H220ZM254 212H255V214H254ZM243 215H242V214ZM250 213V214H249ZM261 213H263V212H261ZM241 214V215H240ZM244 214H246V215H244ZM248 214V215H247ZM252 214V215H251ZM253 214H254V217H256L255 219H256V222L252 219L253 218ZM230 216H231V214H229ZM249 215H251V216H249ZM258 215H260V219H258ZM264 215V214H263ZM194 219H196L197 221H199V223L201 224V225H203V227H207V229L210 231V233H212V235H214V236H217V232L213 229V228H211V227H208V226H205L203 223H202V221L199 219V217L198 216H196V215H191ZM246 216V217H245ZM241 217V218H240ZM179 218H181L180 220H179V222H184V224L185 225H187L188 226V224H190V222H188L189 221V219L186 217V216H180ZM236 218V219H235ZM242 218H244V219H242ZM263 220H262V219ZM239 219V221H237ZM241 219L243 220L242 222H241ZM247 219H249V220H247ZM252 219V220H251ZM258 219V220H257ZM251 220V221H250ZM260 220H262V224L261 223H258V222H260ZM188 222V223H187ZM231 222V221H230ZM232 222H234V221H232ZM241 222V223H240ZM249 222H250V224H249ZM238 223V224H237ZM253 225H252V224ZM256 223V224H255ZM183 224V223H182ZM240 224L242 225V226H240ZM245 224H247V225H245ZM249 224V225H248ZM255 224V225H254ZM260 224V225H259ZM257 225V226H256ZM238 226H240V227H238ZM246 226V227H245ZM252 226V227H251ZM258 226H260L261 227V229H260V233L262 234V235H258ZM189 227H192L191 225H189ZM243 227H245L246 229H248L247 230V232H245L246 231V229L245 228H243ZM251 227V228H250ZM257 227V228H256ZM259 227V228H260ZM263 227V228H262ZM238 228V229H237ZM148 229V228H147ZM244 229V230H243ZM137 230V229H136ZM241 230V231H240ZM253 230V231H252ZM138 231V230H137ZM238 231V232H237ZM243 231H244V234H243ZM151 233H152V235H153V237H152V240H153V238H154V240L152 241L151 240V237L149 238V240L151 241V242H158V243H160V244H164L165 243V240L164 239H161V238H163L161 235L159 236V233H157L156 231H154V230H152V231H150ZM251 232V233H250ZM257 232V233H256ZM154 233V234H153ZM256 233V234H255ZM244 235V237H240V236H242V235ZM251 235H252V237H251ZM247 236V237H246ZM260 236H261V239H260ZM259 238V239H258ZM254 242H255V239H254ZM227 246H229V248H231L232 246L230 245V244H226ZM258 246V247H257ZM165 247L166 248H168V249H170V250H172L173 251V253L174 254H176V257H177V259H181V260H183L185 263H187V264H191V262L189 263V262H187L186 261V257L184 258L183 257V254L182 253H178V251L179 250H177L176 251V249H174L173 247H170V245L167 243H165ZM232 249V248H231ZM238 256H240L239 254L241 253L240 251H238V250H234V249H232ZM240 252V253H239ZM181 255H182V257H181ZM180 256V257H179ZM240 258H242L243 260H245V261H247V259L245 258V257H243V256H240ZM248 264H252L251 262H247ZM194 264V263H193Z\"/></svg>",
	"mask_w": 264,
	"mask_h": 264
},
{
	"label": "water",
	"instance_id": "obj_3",
	"mask_svg": "<svg viewBox=\"0 0 264 264\" xmlns=\"http://www.w3.org/2000/svg\"><path fill=\"white\" fill-rule=\"evenodd\" d=\"M33 194L58 210L71 229L77 244L81 239L90 247L81 250L86 264H141L67 193L33 169L0 134V199L6 218L19 203L34 208ZM5 261L11 259L5 252Z\"/></svg>",
	"mask_w": 264,
	"mask_h": 264
},
{
	"label": "snow or ice",
	"instance_id": "obj_4",
	"mask_svg": "<svg viewBox=\"0 0 264 264\" xmlns=\"http://www.w3.org/2000/svg\"><path fill=\"white\" fill-rule=\"evenodd\" d=\"M32 199L34 208L19 203L10 219L0 199V264H86L81 250L90 242L81 239L77 244L58 210L35 194ZM5 252L11 257L8 261Z\"/></svg>",
	"mask_w": 264,
	"mask_h": 264
},
{
	"label": "built area",
	"instance_id": "obj_5",
	"mask_svg": "<svg viewBox=\"0 0 264 264\" xmlns=\"http://www.w3.org/2000/svg\"><path fill=\"white\" fill-rule=\"evenodd\" d=\"M240 20L243 22L244 19H243V16H240ZM133 21V15L130 14L128 16V22H132ZM114 32L112 31V29L110 28L108 31H107V38L105 40V47H106V51L105 53H103L101 55V57L104 59L105 62H113L114 59H115V53H114V50L116 48V41H115V38H114Z\"/></svg>",
	"mask_w": 264,
	"mask_h": 264
}]
</instances>
